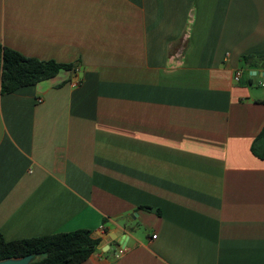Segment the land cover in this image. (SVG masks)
Wrapping results in <instances>:
<instances>
[{"label": "crops", "instance_id": "1", "mask_svg": "<svg viewBox=\"0 0 264 264\" xmlns=\"http://www.w3.org/2000/svg\"><path fill=\"white\" fill-rule=\"evenodd\" d=\"M0 44L76 65L0 93L5 240L88 229L79 264H264V61H241L264 55V0H0Z\"/></svg>", "mask_w": 264, "mask_h": 264}, {"label": "trees", "instance_id": "2", "mask_svg": "<svg viewBox=\"0 0 264 264\" xmlns=\"http://www.w3.org/2000/svg\"><path fill=\"white\" fill-rule=\"evenodd\" d=\"M262 59L264 55H243L241 61ZM75 62L61 63L25 56L0 44V93H9L21 86L33 85L55 76L60 70H73ZM251 150L264 157V125L253 139ZM150 209L148 206H142ZM99 238L88 229L54 232L15 240H5L0 233V259L35 254L29 264H79L95 250Z\"/></svg>", "mask_w": 264, "mask_h": 264}, {"label": "water", "instance_id": "3", "mask_svg": "<svg viewBox=\"0 0 264 264\" xmlns=\"http://www.w3.org/2000/svg\"><path fill=\"white\" fill-rule=\"evenodd\" d=\"M255 73V72H254ZM35 258V254H27L22 257L0 259V264H29Z\"/></svg>", "mask_w": 264, "mask_h": 264}, {"label": "built area", "instance_id": "4", "mask_svg": "<svg viewBox=\"0 0 264 264\" xmlns=\"http://www.w3.org/2000/svg\"><path fill=\"white\" fill-rule=\"evenodd\" d=\"M240 77H241V70H240V69H236V70L234 71V74H233V80H235V81H239ZM259 84L262 85V86H264V82H259ZM124 249H125V243H123L122 245H119V246L117 247L115 253H116V254L121 253V252L124 251Z\"/></svg>", "mask_w": 264, "mask_h": 264}]
</instances>
